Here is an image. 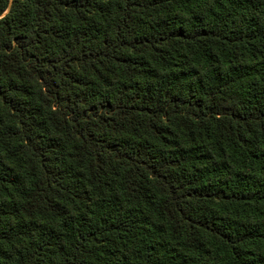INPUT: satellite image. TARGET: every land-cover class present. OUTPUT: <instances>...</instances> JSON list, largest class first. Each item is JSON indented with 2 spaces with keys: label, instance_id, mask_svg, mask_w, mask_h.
<instances>
[{
  "label": "trees",
  "instance_id": "trees-1",
  "mask_svg": "<svg viewBox=\"0 0 264 264\" xmlns=\"http://www.w3.org/2000/svg\"><path fill=\"white\" fill-rule=\"evenodd\" d=\"M0 264H264V0H0Z\"/></svg>",
  "mask_w": 264,
  "mask_h": 264
}]
</instances>
